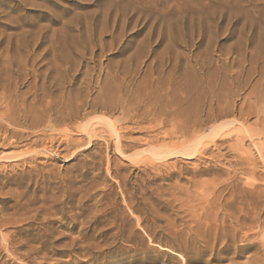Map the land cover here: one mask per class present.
Listing matches in <instances>:
<instances>
[{"label": "rangeland", "instance_id": "374dc122", "mask_svg": "<svg viewBox=\"0 0 264 264\" xmlns=\"http://www.w3.org/2000/svg\"><path fill=\"white\" fill-rule=\"evenodd\" d=\"M0 77V264H264V0H0Z\"/></svg>", "mask_w": 264, "mask_h": 264}, {"label": "bare ground", "instance_id": "6f19581e", "mask_svg": "<svg viewBox=\"0 0 264 264\" xmlns=\"http://www.w3.org/2000/svg\"><path fill=\"white\" fill-rule=\"evenodd\" d=\"M5 74V73H4ZM7 74V73H6ZM2 75V72H1ZM10 77V76H8ZM0 77V108L3 109L4 113L0 116V148L5 146V143L10 144L14 141V138H16L18 132H15L16 127L19 126V121L22 119H26L28 117V111H26V99L23 94L17 95L13 87L9 85V83L6 85L4 82H2ZM17 89V88H16ZM212 95V94H211ZM35 98V97H34ZM32 99V98H31ZM35 100V99H34ZM258 100V99H257ZM28 102V101H27ZM33 102V101H32ZM30 108V107H29ZM44 109V108H43ZM224 109V108H223ZM36 112V111H35ZM42 112V111H41ZM205 113V112H204ZM43 114V113H42ZM87 114V113H86ZM258 115V114H257ZM264 115V114H263ZM223 116V114H222ZM260 117V114H259ZM39 118V117H38ZM50 118V117H49ZM68 119V118H67ZM239 119V118H238ZM50 120V119H49ZM51 121V120H50ZM49 121V122H50ZM229 122V121H228ZM42 123V122H41ZM168 123V122H167ZM179 123V122H178ZM255 123V122H254ZM262 123V122H261ZM50 124V123H48ZM232 124V123H231ZM234 124V123H233ZM191 126V125H190ZM222 126V125H221ZM233 126V125H232ZM43 127V126H42ZM69 128V126H67ZM173 127V126H172ZM200 127V126H199ZM219 127V126H218ZM225 127V126H224ZM222 126L221 129L224 128ZM15 129V130H14ZM47 129V128H45ZM176 129V128H175ZM242 129V128H241ZM38 130V129H37ZM194 131V130H193ZM206 131V130H205ZM22 132V131H21ZM65 132V131H64ZM63 132V134H64ZM68 132V130L66 131ZM192 132V131H191ZM195 133V132H194ZM193 133V135H194ZM219 133V132H218ZM67 134V133H66ZM92 134V133H91ZM192 134V133H191ZM69 135V134H68ZM182 135L185 137L187 134L185 132H182ZM192 135V136H193ZM221 135V134H220ZM66 136V135H63ZM72 136V135H71ZM70 137V136H69ZM179 137V136H178ZM198 137V136H197ZM196 137V138H197ZM187 138V137H186ZM189 138V137H188ZM213 138V137H212ZM226 138V137H225ZM59 139V138H58ZM183 139V138H182ZM65 140V138H64ZM63 140V141H64ZM195 140V139H194ZM73 141V140H72ZM202 141V138H198L196 141H194L193 144H195L194 147L199 146L200 142ZM33 142V141H32ZM66 142V141H65ZM67 143V142H66ZM182 144V143H181ZM193 144H191L193 146ZM190 145V146H191ZM48 146V145H47ZM15 147V146H14ZM186 147V146H185ZM184 147V148H185ZM196 150V149H195ZM183 152V151H182ZM185 152V151H184ZM192 152V151H191ZM58 153V152H57ZM166 153V152H165ZM171 153V152H170ZM190 154V153H189ZM196 154V153H195ZM170 156V155H167ZM184 156V155H183ZM263 163V162H262ZM3 223V222H2ZM2 241V240H1ZM9 243V240H6ZM10 244V243H9ZM8 247V246H7ZM180 256V255H179ZM182 261L184 262V257H181Z\"/></svg>", "mask_w": 264, "mask_h": 264}]
</instances>
